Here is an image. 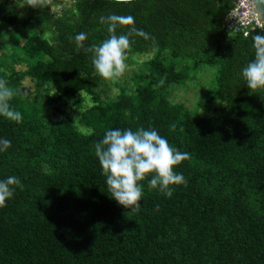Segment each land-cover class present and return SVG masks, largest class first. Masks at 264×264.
<instances>
[{"label":"trees","instance_id":"obj_1","mask_svg":"<svg viewBox=\"0 0 264 264\" xmlns=\"http://www.w3.org/2000/svg\"><path fill=\"white\" fill-rule=\"evenodd\" d=\"M58 1L48 0L49 3ZM233 1L133 0L131 4L122 5L115 0H77L72 7L65 8L60 13H53L50 7H42L39 2L33 8L24 7L23 13L26 11L27 14L34 15L36 10L43 8L46 23L56 32L54 44L38 34H32L29 49L49 59L33 66L32 75L40 84L49 82L58 91L66 92L71 87L79 86L83 74L94 67L91 53L77 50L75 36L80 32L86 33V47L103 42L109 37V33L106 26L100 24L99 18L112 13L132 15L135 26L151 37L149 40H144L143 37L130 38L131 48L135 50L147 49L164 41L173 52L186 58L206 56L207 61L218 62L223 66L226 64L227 77L222 90L229 98V105L223 133L220 134L222 143L219 148L215 147L216 155L207 151L206 158L215 161L213 159L235 152L242 159L244 168L233 171L238 181L232 186L231 196L227 200L223 194L216 198L208 189L200 188L198 193L192 192L191 197L195 199L197 211L191 219L206 223L221 219L226 221L227 225L223 228H228L229 233H232L230 241L234 263L256 264L258 257L248 249L254 237L250 224L251 215L240 209L245 203L244 196L241 199L243 192L240 187L246 186L250 175L259 173L264 167V128L255 120L264 106V90L248 89L242 77V69L254 59L252 35L264 34V26L255 28L246 38H228L221 28V22ZM126 33V28L117 29V35ZM211 52L215 53V58L209 56ZM112 106V109L103 107L91 112V119L95 121L99 117L101 123L97 125L102 128L94 136L78 135L68 123L56 124L58 144L57 152L52 157L55 155L60 158V163L55 164L54 170L47 171L45 168L49 158L45 160L39 155L36 159L32 151L27 150L28 138H23L21 127L14 124L0 125V139L11 142L6 151H0V181L8 176H16L23 185V190L16 188L13 197L6 201V206L0 208L1 229H10L16 216L48 211L61 223L69 225L77 236L82 235L93 225L92 212L95 208L91 204L92 193L100 190L111 197L107 189V178L95 155V144L103 139L105 132L109 129L136 131L139 128H154L164 138L172 137L166 134V130L164 132L165 123L155 122L154 115H145L143 122L133 115L127 122L129 115L125 114L126 111L123 114V101ZM176 149L187 152L182 145ZM187 170L188 160L174 169L188 180L187 173L190 172ZM140 183L143 185V196L139 202V213L129 212L115 200L112 205L113 223L109 230L110 237L106 239L112 264H199L202 261L210 264V261H215L207 244V237L195 235L188 241L186 236H180L179 232L188 233L185 229L188 223L185 220L164 222V209L171 206L170 201H173L174 195L182 196L178 190L180 187L173 186L175 190L168 197L158 188L150 189L147 179ZM188 187L191 190L192 187ZM218 191L221 193L223 190ZM157 218L162 220V224L168 225L170 232L175 231L170 233L165 243L151 240L159 220ZM196 229L199 230L198 227ZM83 248L86 249V246ZM70 256L76 264L88 262V259L81 257L80 250L71 251Z\"/></svg>","mask_w":264,"mask_h":264},{"label":"rangeland","instance_id":"obj_2","mask_svg":"<svg viewBox=\"0 0 264 264\" xmlns=\"http://www.w3.org/2000/svg\"><path fill=\"white\" fill-rule=\"evenodd\" d=\"M40 3L42 7H50L53 13H60L69 1L59 0L57 4L61 8L46 0H40ZM24 7L33 8V5L29 0H0V79L14 90L15 95L9 103L22 115L20 123L0 116V125L21 127L23 138H28L27 150L32 151L36 159L39 155L45 160L49 158L45 165L48 171L60 163V158L52 157L58 144L56 124L68 123L78 135L94 136L102 128L97 125L101 123L99 117L95 121L91 119V112L103 107L112 109V105L121 101L125 104L123 114L126 111L125 114L129 115L127 122L133 115L140 122L146 119L145 115H154L155 122L165 123L164 132L166 130V134L172 136L165 138L169 145L175 149L182 145L190 154L187 186H179L182 196L174 195L171 206L164 209V222L185 220L188 233L179 234L186 236L188 241L195 235L207 237L215 259L210 264H235L230 241L232 233L223 228L226 221L206 223L191 219L197 211L192 192L208 189L216 198L223 194L227 200L232 186L238 181L233 171L244 168L242 159L235 152L213 159L215 161L206 158L207 151L216 155L215 147L219 148L222 143L220 134L229 105V98L222 90L227 77L226 64L207 61L206 56L186 58L173 52L162 41L143 50L130 47L126 61L128 68L116 81L105 80L93 67L83 74L79 86L66 92L58 91L49 82L40 84L32 75L33 66L49 59L29 49L32 34L54 44L56 32L46 23L43 8L31 15L26 11L23 13ZM209 56L215 58L216 55L211 52ZM255 120L264 128V106ZM246 184L240 187L241 199L244 196L245 200L240 209L251 215L254 237L248 249L258 257L256 264H264V167L259 173L251 174ZM220 189L223 190L221 193ZM91 204L95 208L92 228L78 236L69 225L61 223L48 211L16 216L10 229L0 228V264H76L70 256V252L76 249L80 250L82 258L88 259L84 264H112L106 239L111 234L114 199L99 190L92 193ZM171 232L159 219L151 240L165 243ZM176 246L180 247L179 244Z\"/></svg>","mask_w":264,"mask_h":264},{"label":"clouds","instance_id":"obj_3","mask_svg":"<svg viewBox=\"0 0 264 264\" xmlns=\"http://www.w3.org/2000/svg\"><path fill=\"white\" fill-rule=\"evenodd\" d=\"M40 0H29L30 5H36ZM118 4L128 5L133 0H116ZM264 3V0H261ZM256 16L262 20L259 12ZM132 15L108 14L102 15L99 22L105 25L109 37L99 44L85 46L87 34L80 32L75 36L77 50L91 53V62L97 73L105 80L116 81L121 78L128 65L126 63L130 50V38L151 37L135 26ZM118 28H126L127 33L117 35ZM255 31V30H253ZM154 42V40H153ZM254 59L242 69V77L248 89L264 90V34L252 35ZM15 92L0 79V116L10 121L20 123L22 115L10 106ZM218 103V102H217ZM175 130V125H172ZM11 146L7 139H0V151H6ZM95 155L106 176L107 189L118 205L131 213L141 211L140 201L143 196L141 181H148L150 189L159 191L171 197L175 190L173 186H187L185 177L174 169L182 162L190 159V154L181 152L170 146L154 128L109 129L101 141L95 144ZM16 188L23 190L18 177L8 176L0 181V208L6 206V201L13 197Z\"/></svg>","mask_w":264,"mask_h":264},{"label":"built area","instance_id":"obj_4","mask_svg":"<svg viewBox=\"0 0 264 264\" xmlns=\"http://www.w3.org/2000/svg\"><path fill=\"white\" fill-rule=\"evenodd\" d=\"M63 1H69L66 8H70L77 0ZM55 4V7L61 8L57 2H55ZM263 26L264 22L259 21V17L256 16L253 0H234L230 10L225 14L221 22V28L228 38L237 36L246 38L252 30L255 28H262Z\"/></svg>","mask_w":264,"mask_h":264},{"label":"water","instance_id":"obj_5","mask_svg":"<svg viewBox=\"0 0 264 264\" xmlns=\"http://www.w3.org/2000/svg\"><path fill=\"white\" fill-rule=\"evenodd\" d=\"M253 2L256 12H259L262 17V20L259 18V21L264 22V3H261V0H253Z\"/></svg>","mask_w":264,"mask_h":264}]
</instances>
